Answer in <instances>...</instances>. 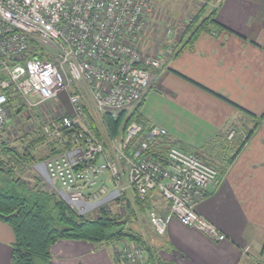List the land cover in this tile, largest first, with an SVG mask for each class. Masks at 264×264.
I'll use <instances>...</instances> for the list:
<instances>
[{"label":"built area","instance_id":"2783aa9c","mask_svg":"<svg viewBox=\"0 0 264 264\" xmlns=\"http://www.w3.org/2000/svg\"><path fill=\"white\" fill-rule=\"evenodd\" d=\"M160 1L0 0V132L17 101L39 105L72 87L73 113L53 116L42 126L46 147L72 143L44 160L53 185L74 203L113 195L128 204L132 192L150 195L152 202L163 198L169 215L220 241L226 235L195 208L208 187L220 182L216 166L179 147L164 127L145 131L131 121L124 135L113 138L103 122L106 115L116 118L138 106L162 65L141 46ZM35 52L51 59L31 57ZM88 112L98 119L102 139L91 128ZM161 136L165 164L148 153L150 140ZM148 216L163 235L168 217L154 207ZM115 258L117 264H145L146 249L126 240Z\"/></svg>","mask_w":264,"mask_h":264},{"label":"crops","instance_id":"0c3cea01","mask_svg":"<svg viewBox=\"0 0 264 264\" xmlns=\"http://www.w3.org/2000/svg\"><path fill=\"white\" fill-rule=\"evenodd\" d=\"M216 6L215 18L226 28L203 32L182 49L183 35L177 43L165 41L141 111L216 166L221 180L195 208L226 237L213 240L184 225L158 198L152 208L168 217V226L153 242L174 264H264V0H218ZM146 34L148 48L153 35ZM13 240L11 226L0 220V264H14ZM106 244L59 239L51 258L55 264H117L118 246L107 251Z\"/></svg>","mask_w":264,"mask_h":264},{"label":"trees","instance_id":"16d2710c","mask_svg":"<svg viewBox=\"0 0 264 264\" xmlns=\"http://www.w3.org/2000/svg\"><path fill=\"white\" fill-rule=\"evenodd\" d=\"M217 7H211L208 10V5H205L198 14L194 15L183 32L182 40L179 43L180 49L192 45L203 32H209L213 28H226L215 18ZM30 56H38L44 60L51 59L50 56L40 52L32 53ZM144 100L131 111H122L116 118L111 115L104 117L103 122L111 137L118 138L124 135L125 126L131 121L141 123L145 131L153 126L141 111ZM88 114L91 128L102 139L103 135L98 119L91 113L88 112ZM41 133L43 132L40 130L39 136L32 139L22 152L15 147H7L4 151L15 157L19 166L23 167L27 163L44 161L50 155L72 148L70 141L62 144L56 142L48 146L47 153L38 156L34 154L32 149L36 145L45 143L46 137ZM249 135H246L244 139L246 140ZM165 141L164 136L150 140L148 150V153L162 164L166 163L167 156L164 147ZM176 144L185 151L206 160L195 148L180 144L178 140ZM207 162L212 164L210 161ZM0 170H5L11 174L10 180L0 184V220L8 223L14 233L12 242L14 264H55L51 258V246L59 239L87 240L96 244L127 239L145 247V264H174L164 261L160 257L158 248L153 242L155 236L148 237L129 225L130 222L138 218L139 213L148 212L152 207L150 195L145 198L135 195L133 201L128 202L129 209L126 214L121 215L102 207L96 216H88L78 214L55 192L42 188L38 189V184H40L38 181L32 185L25 183L27 189L19 188L18 184L26 181L22 180L21 177H15L13 170L8 168L2 159H0Z\"/></svg>","mask_w":264,"mask_h":264},{"label":"rangeland","instance_id":"374dc122","mask_svg":"<svg viewBox=\"0 0 264 264\" xmlns=\"http://www.w3.org/2000/svg\"><path fill=\"white\" fill-rule=\"evenodd\" d=\"M217 3L218 0L160 1L153 12V19L149 21L145 27L146 35L148 36L151 33L153 37L148 39V48L144 46L143 38L142 48L160 57L162 50H165L164 43L165 41L167 42V39L177 43L194 15L198 14L199 10L205 5H208V9H210L211 7H216ZM145 43L147 44V42ZM71 92L72 87L62 89L54 99L35 106H31L23 100H19L14 105H11L9 122L5 130L0 132V159L4 160L6 166L13 170L15 177H21L22 180L26 181L19 183V186L17 185L19 188L27 189L28 187L25 183H30L32 185L36 184V181H38L40 183L38 184V189L42 188L50 192H55L78 214L96 216L99 209L102 207L111 209L112 212H118L121 215L126 214L129 209L128 204H122L121 201L117 200L113 195L102 197L91 202L74 203L70 201L46 176L47 171L44 161H40L41 163H38L37 166H32L35 163L37 164L38 161H35L21 167L15 157L4 151L7 147H15L22 152L32 139L39 136L43 124L48 122L53 116H59L63 113L72 114L74 110L70 100ZM32 151L34 154L40 156L47 153L48 147L44 144H39L36 145ZM10 179L11 174L9 172L0 170V184ZM129 225H132L134 229L143 232L148 237L156 236L155 231L152 230L148 212L139 213L138 218L130 222ZM123 240L127 239L113 240L108 242L104 247L107 251H109L113 245L121 247L124 243Z\"/></svg>","mask_w":264,"mask_h":264}]
</instances>
